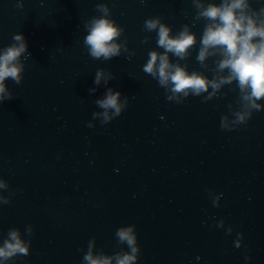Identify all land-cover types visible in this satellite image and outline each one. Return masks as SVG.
<instances>
[{"label": "water", "instance_id": "obj_1", "mask_svg": "<svg viewBox=\"0 0 264 264\" xmlns=\"http://www.w3.org/2000/svg\"><path fill=\"white\" fill-rule=\"evenodd\" d=\"M99 2L134 55H88L84 22L99 15ZM195 11L191 0H0V48L20 32L31 54L21 57V84L6 81L13 99L0 103V178L9 186L0 192L10 195L0 204V243L12 227L31 240L29 255L7 264H81L93 237L111 255L116 229L127 224L137 233L136 264H264V109L221 129L222 115L231 126L238 90L226 85L222 96L177 104L143 71L149 50L163 51L156 33L143 31L147 17L159 16L171 34L190 25L197 46L180 62L211 77L196 60L205 21ZM97 68L113 78L89 94ZM107 87L128 104L101 124L92 113L103 111L95 100Z\"/></svg>", "mask_w": 264, "mask_h": 264}, {"label": "clouds", "instance_id": "obj_2", "mask_svg": "<svg viewBox=\"0 0 264 264\" xmlns=\"http://www.w3.org/2000/svg\"><path fill=\"white\" fill-rule=\"evenodd\" d=\"M195 8V19L204 20L202 35L199 38V48L196 60L202 69L210 70L209 77L204 71L187 70L186 61L197 46V36L190 30V25L183 24L175 33L171 27L164 23L159 16L147 17L143 23V31L155 32L157 49H150L148 59L143 64V71L157 80L158 85L164 89L166 99L177 104L183 103L185 98L191 96L202 97L203 101L222 96L221 89L228 85L231 91H237L236 104L228 105L231 112V126L229 116L222 115L221 129L231 130L239 125H246L253 111L264 109V4L258 8L253 7L252 0H191ZM99 15H93L84 22L86 35L83 38L84 47L88 55L94 60L108 61L122 53L134 55L127 47V40L120 39L124 28L111 17V10L107 3L96 4ZM149 37L145 36L142 43H147ZM28 52L27 40L20 32L13 34L12 42L0 48V103L13 99L12 91L6 86L11 80L20 85L25 70L22 56ZM174 57L175 59H170ZM213 59L214 67L209 69L207 63ZM113 74L104 68H97L93 85L89 94L96 91L101 81L107 86ZM233 82L235 84L233 85ZM95 104L102 112L94 111L93 119L100 118L101 124L110 122L121 115L127 107L128 97L121 99V93L112 87H107L101 99ZM92 126V122H88ZM8 183L0 178V189H8ZM221 194L212 197L214 206H219ZM10 195L0 192V204H9ZM224 227V220L216 223ZM33 232L31 225L25 227V234L29 237ZM229 225L226 233L230 234ZM116 244L119 248L111 255L103 250H97L95 237L87 242L81 264H136L139 258L140 247L137 243V233L134 224L119 226L115 233ZM241 233H237L234 246H241ZM30 239H23L18 228L8 230L6 237L0 243V264H7L17 257H26L30 252ZM126 245L125 247H120ZM249 257H245L248 259Z\"/></svg>", "mask_w": 264, "mask_h": 264}]
</instances>
